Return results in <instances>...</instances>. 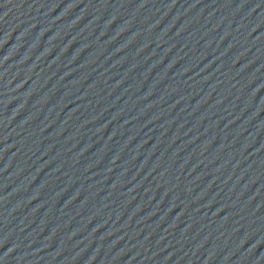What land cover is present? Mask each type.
I'll return each mask as SVG.
<instances>
[{
	"label": "water",
	"instance_id": "water-1",
	"mask_svg": "<svg viewBox=\"0 0 264 264\" xmlns=\"http://www.w3.org/2000/svg\"><path fill=\"white\" fill-rule=\"evenodd\" d=\"M188 264H264V0H254L230 127Z\"/></svg>",
	"mask_w": 264,
	"mask_h": 264
}]
</instances>
